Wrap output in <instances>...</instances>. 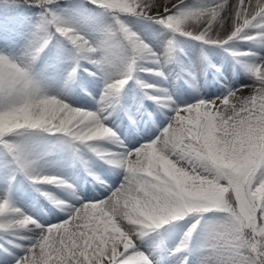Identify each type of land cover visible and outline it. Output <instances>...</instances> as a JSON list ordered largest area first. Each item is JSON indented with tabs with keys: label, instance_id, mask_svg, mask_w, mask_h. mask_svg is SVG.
Returning <instances> with one entry per match:
<instances>
[{
	"label": "snow or ice",
	"instance_id": "snow-or-ice-1",
	"mask_svg": "<svg viewBox=\"0 0 264 264\" xmlns=\"http://www.w3.org/2000/svg\"><path fill=\"white\" fill-rule=\"evenodd\" d=\"M24 2L42 10L34 24L22 16L19 0H0V149L5 156L0 182L14 184L22 177L69 218L45 229L14 206L10 191L0 197V232L40 231L15 264H160L165 256L190 264L186 254L194 234L205 226L199 264H264V62L242 64L256 82L247 93L230 91L183 108L169 96V124L138 149L113 156L96 143L122 144L104 113L119 104L131 81L141 89L153 87L137 72L154 71L167 79L163 68L175 58L176 36L202 48L224 49L238 63L252 53L232 50L234 42L264 47V0H213L207 7L189 6L186 0H87L112 18L99 28L78 14H62L60 0ZM126 16L172 33L162 56L127 25ZM9 49L18 51L13 55ZM149 59L156 69L143 66ZM81 61L91 63L104 78L96 112L49 95L37 71L44 62L53 71L70 62L66 79L74 83ZM53 136L56 143L49 139ZM58 148L77 158L87 149L124 170L123 182L99 202L83 201L72 185L40 168V161ZM42 185L69 192L81 201L79 207L64 206L42 192ZM208 213L220 218L209 221ZM185 220L194 222L168 250L164 232Z\"/></svg>",
	"mask_w": 264,
	"mask_h": 264
},
{
	"label": "bare ground",
	"instance_id": "bare-ground-1",
	"mask_svg": "<svg viewBox=\"0 0 264 264\" xmlns=\"http://www.w3.org/2000/svg\"><path fill=\"white\" fill-rule=\"evenodd\" d=\"M213 0H197L195 2L189 3V6H198V7H207L209 4H212ZM252 31V30H250ZM253 31L259 32L256 29H253ZM253 33V34H254ZM254 34V35H255ZM156 36V35H155ZM242 44H247L248 47H252L255 52L253 54V57H251L247 62L243 64H259L264 62V47H261L258 43H251V42H241L236 41L232 44L231 49L234 51L241 52V48L239 49L238 46H242ZM252 44V45H251ZM165 48L155 49L154 52H156L158 55L162 56ZM252 53V52H251ZM179 54V50L177 49L174 56L176 57ZM148 63V65H151L149 69H156V65L152 63V61L145 60ZM144 62V61H143ZM145 63V62H144ZM83 64L90 68V63L87 61H83ZM89 65V66H88ZM234 67H236L237 71L239 70V74L233 76V78H230L231 82L227 85H222V81H224L223 76H216V78H206L202 76H192L190 72L186 71V69H178L175 70V67L172 65V62L166 64L163 68V71L165 73V76L167 79H161L157 76H155L154 71H143L146 73H136L138 78H141L143 82L146 81V79L152 83L153 90L159 91L164 95H168L171 93H175V104L176 105H185L190 106L191 104L201 102V101H207L204 98H201V96L205 94L212 95L213 94V85H208L207 80L213 81V83L217 86V90L222 94L221 96H218L217 98H213L208 101L217 100L222 97H226L230 91H236V90H244L245 93H247L252 86L256 83L254 78L251 76V74L245 69V67L242 66V64H233ZM94 78V77H93ZM219 78V80L217 79ZM227 79V78H226ZM228 80V79H227ZM173 84V85H172ZM92 85L93 91H96L97 86L94 84ZM91 85L85 83L84 85H80L78 88H73L72 85L62 87L58 86L56 87L54 84H50L48 89L46 90L49 95L56 96L58 99H62L64 102L69 103L73 107H77L83 110H89L96 112L99 109V104H96L95 102L89 101L85 97L86 92L81 91L83 88L87 87L89 89ZM196 87L195 91H192V87ZM104 87L102 89L103 93ZM82 92V93H81ZM103 95V94H102ZM194 99L195 102H191L190 104H186V102L190 99ZM169 103V99L166 100ZM123 105V106H121ZM164 107V106H163ZM166 109V113L170 114L171 107L169 108L164 107ZM141 107L137 106L136 104L129 105L128 103L124 104L122 103L121 99L119 104L115 108H110L108 111L105 112V115L107 120L105 121L106 125L108 127H114L117 129L120 134H118L120 141H122V144H113L109 141H102V142H96L97 147L104 150L106 153H109L113 156H119L122 155L125 150H135L139 147L143 146L145 143L150 142L152 140H155L160 135L161 131L167 127L166 125L162 126L159 121H155V112L152 111V118L141 117L144 115V112L140 111ZM129 116V117H128ZM165 117L164 119H166ZM45 158V157H44ZM48 160V159H47ZM81 160L83 162H81ZM89 160H92L96 163L100 161V159L92 152L88 151L87 149H83V151L80 154V158H77L74 156V154L70 150H59L57 151L53 156V161L59 162V164H62L63 166H66L67 163H71L74 166L72 177H70V185H72L75 188L77 196H80L83 201L85 202H99L102 199L107 198L108 195H110V190H114L119 187V185L123 182L124 179V170H120L117 168H113L111 174L110 173H100L94 174L92 172V169L86 164L89 162ZM90 161V162H92ZM89 164V163H88ZM70 166V165H69ZM112 166V165H110ZM60 167V166H59ZM40 168L44 171L45 174L50 176H56L59 178H62L59 176L60 172L58 170H54V168L51 165H47L44 163V160L42 159L40 161ZM53 169V170H51ZM64 177V176H63ZM101 178L96 179V178ZM23 183H27V180H24L22 177L18 178ZM63 179V178H62ZM101 181H103V185H101ZM29 188L33 190L36 195H28L29 189L24 188L19 182H17L14 186H6L1 185L0 186V197L7 194L9 191L11 193H17L19 196H22V200L20 202H13L15 207H18L23 210V212L29 213V217H32L33 219L37 220L41 225L44 227L49 226H55L59 223L64 222L69 218L68 213L64 210H62L60 207H57V205L53 202H48L45 199V203L40 201L43 198V195L41 192H37L30 183H27ZM56 191L60 196L59 202H62L64 206H76L79 207L80 200H76L69 192L62 190L61 188L56 187L55 185H42L41 191ZM27 197L30 198L26 199ZM26 199V200H25ZM53 206L58 209L53 208ZM57 211L56 214L52 217V214L54 211ZM49 218L52 220H55L54 223L49 224H43L45 220H49ZM59 220H62L60 222H57ZM4 236L3 242L4 247L8 251H0V264H6L8 261H12L15 264V259L18 257H21L25 254V249L32 246V241L39 238L40 231L37 229L35 232H29V231H23L19 232L18 234L13 233H3L0 232ZM20 235V236H18ZM21 236L29 237V239H21ZM1 237V236H0ZM19 241H16V240ZM16 241V242H15ZM20 242V243H19ZM16 245H20V247H16ZM11 253V255H9ZM9 263V262H8Z\"/></svg>",
	"mask_w": 264,
	"mask_h": 264
},
{
	"label": "rangeland",
	"instance_id": "rangeland-1",
	"mask_svg": "<svg viewBox=\"0 0 264 264\" xmlns=\"http://www.w3.org/2000/svg\"><path fill=\"white\" fill-rule=\"evenodd\" d=\"M197 0H186V3H192ZM20 3V12L22 16L25 18V20L28 22V24H34L40 16V13L42 10L40 9H32L29 7L27 3L24 2V0L19 1ZM212 4H209L210 6ZM59 11L63 13H74L78 14L81 18L89 20L90 24L94 28L99 27H106L107 25L111 24L112 18L110 15L105 14L103 10L95 8L94 6L87 3V0H62L60 1V8ZM67 19H72L73 16L66 15ZM127 25L136 32L146 43L149 44V46L153 49H160L165 48L167 45V42L172 39V33L164 29L162 26L155 24L151 21H148L146 19H139L136 17L126 16L123 17ZM252 34L256 31H251ZM254 33V34H255ZM91 36L95 37L96 32H91ZM253 34V35H254ZM156 35V36H155ZM256 36L259 35V32L255 34ZM176 44L177 49L179 50V54L174 58L172 61V65L175 67V70L178 69H186V71L190 72L192 76L198 77H206V78H216V76L220 75L224 77V81L220 80L222 82V85H227L231 82L230 78H233V76L239 74V70L236 72L233 70H236L233 66V64H243L247 62L251 57H253V54L255 50L252 47H248L247 44H242V46H238L239 49L241 48V52L245 53H251L252 55L246 56L242 58V62L238 63L236 59L230 55L228 51H225L221 48H214V47H208V48H202V45L199 42L187 39L185 37L176 36ZM252 45V44H251ZM70 47V46H69ZM252 49V50H251ZM3 50V49H0ZM10 54H16V51L18 50H8ZM67 56V53H65ZM206 57V58H205ZM145 62V63H144ZM143 66L145 68H150L151 65H148L150 62L144 61ZM71 63H64L63 65L59 66V68L56 71H53L49 66L47 62L42 63L41 65L37 66V71L42 74V85L45 88V90L48 89L50 84H54L56 87L62 86H70L72 85L73 88H78L80 85H84L88 82L89 85L94 84L97 86L96 91H93L92 85L89 89L87 87L83 88L81 91H85V97L89 99V101H93L96 104H99V100L102 96V89L105 87L104 84V78H102L101 74L98 72V70L90 63V68L85 66L83 64V61H81V67L79 70L78 77L74 83H68L66 76H67V70L70 69ZM89 66V65H88ZM87 69V71H85ZM91 73H97L96 75H91ZM137 73H146L143 71L137 72ZM137 75V74H136ZM138 76V75H137ZM94 77V78H93ZM230 77V78H229ZM228 80H227V79ZM141 81H143L141 78H139ZM219 80V78H217ZM208 85H213V94H203L201 98H204L205 100H211L213 98H217L218 96H221L222 94L217 90V86L213 83V81L207 80ZM146 84L151 85L147 79L145 81ZM173 85V84H172ZM192 91H195V86L192 87ZM82 93V92H81ZM155 95L156 100H150L147 99L148 95ZM169 96L172 100L175 101V93H171L168 95H164L159 91L153 90V88L149 89H141L139 85L136 83L135 80L131 81L123 90L121 101L122 103H128L129 105L136 104L137 106H140V111L144 112V115L141 117L146 118L150 117L152 118V111L155 112V121H159L162 126L169 124V117L173 115L171 112L170 114L166 113V109L164 107L169 108L170 102L168 103L166 100L169 99ZM196 99V98H194ZM190 98L186 104H190L191 102H195V100ZM159 101V103H157ZM123 106V105H121ZM164 106V107H163ZM180 108H183L185 105H176ZM105 115V113H104ZM129 117V116H128ZM167 117L166 119H164ZM114 131L117 132V134H120V132L117 131L116 128L111 127ZM47 135V134H45ZM50 140L53 141V143L57 142V137H49ZM18 141L22 142L23 138H17ZM38 141H28V143H37ZM61 149H56L51 151L48 155L43 158L44 163L47 165H51L54 170H58L60 172L59 176L63 178L68 184L70 183V177H72V172L74 169L73 164L67 163L66 166H63L62 164H59L57 161H53L54 154ZM4 152L3 149H0V168H2L4 164ZM48 159V160H47ZM89 160V164L87 163L86 166L90 167L92 169V172L94 174L100 175V173H110L112 172V169L114 166H110L109 164H106L104 161L100 160L98 163ZM70 165V166H69ZM60 166V167H59ZM53 170V169H51ZM3 173L0 172V175ZM64 176V177H63ZM101 180V178H99ZM18 182L24 187L29 189L28 195H36V193L33 192L31 188L27 185V183H23L20 179H18ZM14 184H5L3 182H0V186L6 185V186H14ZM101 185H103L101 183ZM46 193H49L51 196L55 197V199L58 201L60 200L61 196L56 191H45ZM38 196V194L36 195ZM3 197V196H2ZM12 201L14 202H20L22 200V196L18 195L17 193H11ZM28 201L30 200L29 197H27ZM25 199V200H26ZM48 200V202H52L51 200L47 199L44 195L42 200H40L42 203L44 201L45 203ZM54 209H56L55 206H53ZM58 211V209H56ZM54 211L52 214V217L56 214L57 211ZM30 216L29 213H26ZM206 218L209 221H214L220 218L219 214H205ZM55 220H52V218L49 220H45L43 224H49L54 223ZM62 220H59L57 222H60ZM194 221L185 220L184 222L178 224L176 227L171 228L164 232V240L165 244L167 246L168 250L174 249L177 244L179 243L180 239L183 236V233L187 231L188 227L191 226V223ZM203 224V222H202ZM46 229V227H44ZM0 247H4L3 238L4 236L0 234ZM20 236V235H18ZM3 237V238H2ZM159 239V237H157ZM207 239V228L202 227L198 229V231L194 234L192 243H191V251L187 253L189 257L190 264H199L200 259L203 255V247ZM16 240V239H15ZM19 241V240H16ZM15 241V242H16ZM20 243V242H19ZM145 247L151 248V245H145ZM1 251V250H0ZM2 260V258H0ZM154 259H159V257H154ZM9 262V263H8ZM6 264H14L12 261H8ZM160 264H182L180 257H171V256H165L163 260L160 261Z\"/></svg>",
	"mask_w": 264,
	"mask_h": 264
},
{
	"label": "trees",
	"instance_id": "trees-1",
	"mask_svg": "<svg viewBox=\"0 0 264 264\" xmlns=\"http://www.w3.org/2000/svg\"><path fill=\"white\" fill-rule=\"evenodd\" d=\"M19 1H22V0H19Z\"/></svg>",
	"mask_w": 264,
	"mask_h": 264
}]
</instances>
